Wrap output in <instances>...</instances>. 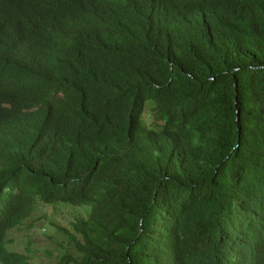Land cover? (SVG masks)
Listing matches in <instances>:
<instances>
[{
  "label": "trees",
  "instance_id": "16d2710c",
  "mask_svg": "<svg viewBox=\"0 0 264 264\" xmlns=\"http://www.w3.org/2000/svg\"><path fill=\"white\" fill-rule=\"evenodd\" d=\"M34 198L58 264H264V0H0V264Z\"/></svg>",
  "mask_w": 264,
  "mask_h": 264
},
{
  "label": "rangeland",
  "instance_id": "374dc122",
  "mask_svg": "<svg viewBox=\"0 0 264 264\" xmlns=\"http://www.w3.org/2000/svg\"><path fill=\"white\" fill-rule=\"evenodd\" d=\"M47 206L39 198H34L29 221L35 223L34 228L29 231L13 230L8 235V239L12 241L8 249L27 254L32 264H55L57 255L63 252L73 253L69 237L64 232H59L51 222H57L65 228L64 230L73 234L71 224L75 217L80 216L85 210L63 205L54 208H51V205ZM53 212L57 214L53 215L55 214Z\"/></svg>",
  "mask_w": 264,
  "mask_h": 264
},
{
  "label": "clouds",
  "instance_id": "9594fccd",
  "mask_svg": "<svg viewBox=\"0 0 264 264\" xmlns=\"http://www.w3.org/2000/svg\"><path fill=\"white\" fill-rule=\"evenodd\" d=\"M73 234H74V233H73ZM76 236H77V235H76ZM77 238L81 240V238H80V236H79V235L77 236ZM26 255H27V254H26ZM55 264H58V262H56Z\"/></svg>",
  "mask_w": 264,
  "mask_h": 264
}]
</instances>
